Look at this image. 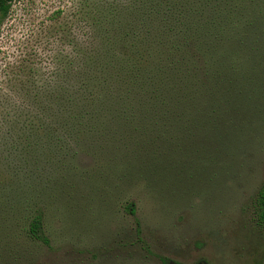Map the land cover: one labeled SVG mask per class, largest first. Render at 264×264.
<instances>
[{"label": "trees", "instance_id": "obj_1", "mask_svg": "<svg viewBox=\"0 0 264 264\" xmlns=\"http://www.w3.org/2000/svg\"><path fill=\"white\" fill-rule=\"evenodd\" d=\"M75 17L84 33L51 80L0 97V264H29L22 239L48 246L45 182L78 152L126 191L181 198L215 191L260 136L264 0H80ZM255 208L264 225V178Z\"/></svg>", "mask_w": 264, "mask_h": 264}, {"label": "rangeland", "instance_id": "obj_2", "mask_svg": "<svg viewBox=\"0 0 264 264\" xmlns=\"http://www.w3.org/2000/svg\"><path fill=\"white\" fill-rule=\"evenodd\" d=\"M79 1L10 2L0 21V97L19 100L17 79L51 80L57 55L84 33L75 21ZM10 114L0 109L2 117ZM260 116L258 142L233 162L231 176L217 181L215 191L181 198L126 191L105 163L78 152L64 161L70 173L45 182L51 185L41 198L48 246L22 239L29 264H264V225L255 208L264 178V107ZM125 199L134 204L138 233Z\"/></svg>", "mask_w": 264, "mask_h": 264}]
</instances>
